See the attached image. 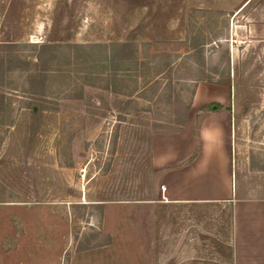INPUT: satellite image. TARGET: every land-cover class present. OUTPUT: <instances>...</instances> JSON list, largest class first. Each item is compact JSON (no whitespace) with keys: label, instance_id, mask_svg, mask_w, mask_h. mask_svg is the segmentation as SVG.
I'll use <instances>...</instances> for the list:
<instances>
[{"label":"rangeland","instance_id":"1","mask_svg":"<svg viewBox=\"0 0 264 264\" xmlns=\"http://www.w3.org/2000/svg\"><path fill=\"white\" fill-rule=\"evenodd\" d=\"M247 2L0 0V264H232V202L162 201L152 150L196 92L195 127L232 106L231 75L234 187L264 198V0Z\"/></svg>","mask_w":264,"mask_h":264},{"label":"crops","instance_id":"2","mask_svg":"<svg viewBox=\"0 0 264 264\" xmlns=\"http://www.w3.org/2000/svg\"><path fill=\"white\" fill-rule=\"evenodd\" d=\"M198 94L196 92L181 131L155 134L153 137L154 168L173 167L160 177V199L166 203L194 206L232 202L231 263L264 264V198L238 199L235 196L233 116L227 109L229 99H218L224 107L203 114L199 154L187 165L176 167L185 162L196 148ZM226 94L224 91V98Z\"/></svg>","mask_w":264,"mask_h":264},{"label":"trees","instance_id":"3","mask_svg":"<svg viewBox=\"0 0 264 264\" xmlns=\"http://www.w3.org/2000/svg\"><path fill=\"white\" fill-rule=\"evenodd\" d=\"M245 2H247L246 3V6H247L251 2V0H245ZM133 45H134L133 42H124V43H121L120 45H118L115 54L112 55V57H113L112 60H115L117 58H125L126 59V58H130L131 56L133 57L134 54H135V49H134ZM36 71H41V69H35V72ZM32 76L36 77L37 74L33 73ZM0 78H2V69H0ZM200 80H201V78L199 79V81ZM216 82L219 83V84L227 85L229 87H233L234 102H233V105L227 107V109L232 114L234 120L240 119L241 118V115H240V104H241L240 87L238 85H233V83H232L233 80L231 78V75H227L223 79L217 80ZM223 107L224 106L221 103H219V102L218 103L217 102L216 103H211V104H208V105L204 106L201 109V112L203 113V112H206V111H217V110L222 109ZM32 109H33V114L35 116H37L43 110V107L41 105V106H38L36 108V110L34 109V107H32ZM190 109H191V104L188 103L186 106H184V110H183L182 115L180 117H178L177 119H175V121L173 122L174 125L165 126V128H168V130L166 132L174 133V132L181 131L183 129L186 121H187ZM200 124H201V116H198V123H197V126L195 127V136H196V140H197V147H196L194 153L185 162L181 163L180 165H178L176 167H182V166L187 165L188 163L192 162L197 157V155L199 154V151H200V140H199L198 133H199ZM158 126H163V125H158ZM34 132H35V129H33V133ZM172 168L173 167L166 168V169H164V171L170 170ZM235 196L238 199H242L243 198V197H240L238 195V189L235 190Z\"/></svg>","mask_w":264,"mask_h":264}]
</instances>
